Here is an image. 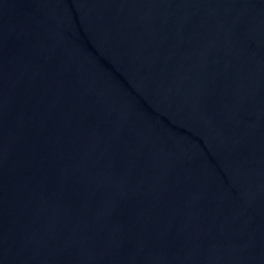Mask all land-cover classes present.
I'll return each mask as SVG.
<instances>
[{
    "label": "water",
    "instance_id": "1",
    "mask_svg": "<svg viewBox=\"0 0 264 264\" xmlns=\"http://www.w3.org/2000/svg\"><path fill=\"white\" fill-rule=\"evenodd\" d=\"M0 264H264V0H0Z\"/></svg>",
    "mask_w": 264,
    "mask_h": 264
}]
</instances>
